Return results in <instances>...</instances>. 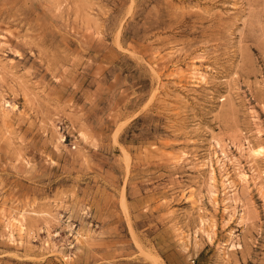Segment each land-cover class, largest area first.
Returning a JSON list of instances; mask_svg holds the SVG:
<instances>
[{
  "label": "rangeland",
  "instance_id": "1",
  "mask_svg": "<svg viewBox=\"0 0 264 264\" xmlns=\"http://www.w3.org/2000/svg\"><path fill=\"white\" fill-rule=\"evenodd\" d=\"M0 264H264V0H0Z\"/></svg>",
  "mask_w": 264,
  "mask_h": 264
}]
</instances>
